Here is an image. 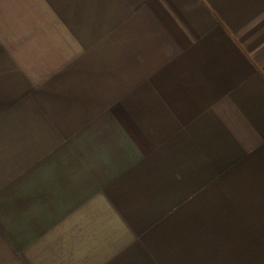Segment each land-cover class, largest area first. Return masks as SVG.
<instances>
[{"label":"crops","instance_id":"0c3cea01","mask_svg":"<svg viewBox=\"0 0 264 264\" xmlns=\"http://www.w3.org/2000/svg\"><path fill=\"white\" fill-rule=\"evenodd\" d=\"M0 264H264V0H0Z\"/></svg>","mask_w":264,"mask_h":264}]
</instances>
